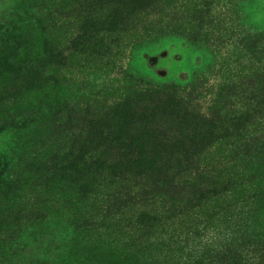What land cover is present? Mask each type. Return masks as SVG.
<instances>
[{
    "label": "rangeland",
    "instance_id": "374dc122",
    "mask_svg": "<svg viewBox=\"0 0 264 264\" xmlns=\"http://www.w3.org/2000/svg\"><path fill=\"white\" fill-rule=\"evenodd\" d=\"M34 1L0 0V237L20 228L25 243L0 253V264H113L93 253L74 255L75 251L63 239L67 229L56 224L59 219L55 207L60 209L75 202H80L81 208L92 205L88 184L91 178L102 174L105 183L122 181L133 172L132 166L111 170L104 160L113 157L100 158L103 152L98 148V135L87 127L88 118L80 107L112 106L122 99L136 108L137 90L144 82L184 85L206 72L215 54L201 40L188 41L172 35L136 44V30L121 40L93 37L74 43L72 30L65 25L51 30L36 22L32 15H41L32 5ZM57 1L66 11L108 3ZM234 4L244 24L264 29V0H234ZM21 11L28 15L18 18ZM46 38L56 51L52 57L44 52ZM67 105L71 106L69 113L59 118L35 117L54 106ZM17 112L29 116L31 121L19 122ZM133 116L128 120L129 129L130 122L137 121ZM210 141L207 134L205 144ZM228 143L215 142L212 151L217 159L232 149ZM128 151L121 150L115 157L127 158ZM158 158L155 156L148 167L153 176L165 180V163L168 165L170 156L164 155L162 161ZM251 168L257 176L251 189L256 188L263 195L262 200H245V187L238 185L200 209L180 214L155 204L150 205L153 209L149 214L132 215L134 209L130 210L127 222L110 227L103 223L86 231L85 238L105 248L128 249L152 264L192 262L198 252L210 246L220 247L223 239L253 236L264 230V163ZM116 174L120 176L115 177ZM163 188L153 182L154 192ZM157 195L163 197L160 202L166 200L162 192ZM95 203L100 204L101 200ZM39 224L40 228L46 225L45 230L54 236L52 242L40 244L25 239L38 231ZM140 235L142 241H148L140 243ZM259 238L263 240L264 235ZM226 259L225 264H236L232 258ZM195 264L220 263L214 255Z\"/></svg>",
    "mask_w": 264,
    "mask_h": 264
},
{
    "label": "trees",
    "instance_id": "16d2710c",
    "mask_svg": "<svg viewBox=\"0 0 264 264\" xmlns=\"http://www.w3.org/2000/svg\"><path fill=\"white\" fill-rule=\"evenodd\" d=\"M32 5L40 10V18L39 13L32 15L38 24L51 30L65 25L72 30L74 43L93 37L121 40L136 30V44L172 35L201 40L215 54L210 68L184 85L144 82L137 90L136 108L122 99L112 106L80 107L87 115V127L98 135V148L103 152L100 158L113 157L104 160L111 170L132 166L133 172L122 181L105 183L102 174L91 178L88 184L93 203L89 208H81L80 202L55 207L59 219L56 224L67 229L63 239L74 255L93 253L113 264H152L126 248L118 251L91 244L85 238L86 231L103 223L108 227L125 223L126 214L133 209L132 215L152 213V204L173 214L200 209L238 185L245 187V200L263 199L250 185L257 177L251 167L264 163V29L244 24L234 0H108L102 6H78L69 11L60 8L56 0H36ZM27 15L21 11L17 17ZM44 43V52L52 57L56 52L52 42L46 38ZM70 109L68 105L54 106L35 117L55 119ZM133 114L137 121L130 122L129 129ZM16 117L19 122L31 121L19 112ZM207 134L211 141L205 144ZM219 140L229 141L232 149L217 159L212 148ZM126 148L127 158L115 157ZM164 155L170 156L168 165L165 163V180L153 176L148 167L155 156L162 161ZM153 182L164 186L163 190L154 192ZM160 192L166 197L163 203L162 196H155ZM97 200L101 203H95ZM41 225L25 239L31 243L52 242L54 236ZM22 234L17 228L13 234L0 237V253L25 244ZM263 235L264 230H259L253 236L223 239L220 247L210 246L198 252L192 262H183L201 263L216 255L220 264H225L226 258L236 264H264V239L259 238ZM137 239L140 243L148 241H142L141 235Z\"/></svg>",
    "mask_w": 264,
    "mask_h": 264
}]
</instances>
